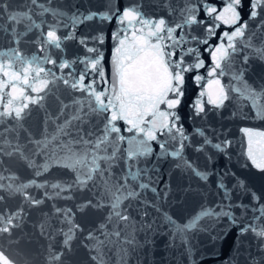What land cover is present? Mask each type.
<instances>
[{
    "label": "snow or ice",
    "instance_id": "6c2138e0",
    "mask_svg": "<svg viewBox=\"0 0 264 264\" xmlns=\"http://www.w3.org/2000/svg\"><path fill=\"white\" fill-rule=\"evenodd\" d=\"M154 7L164 14L143 0H0V264H35L33 246L43 264H82L80 249L91 264L112 252L118 264H206L226 246L224 264H264V187L245 174L264 173V130L240 129L236 168L227 129L209 120L231 106L264 121V77L248 79L264 65V0ZM189 77L200 90L186 127ZM34 109L39 136L25 126Z\"/></svg>",
    "mask_w": 264,
    "mask_h": 264
},
{
    "label": "water",
    "instance_id": "95a60500",
    "mask_svg": "<svg viewBox=\"0 0 264 264\" xmlns=\"http://www.w3.org/2000/svg\"><path fill=\"white\" fill-rule=\"evenodd\" d=\"M20 0H13V3H18ZM57 2H62V0H57ZM83 31V29H81ZM76 46L73 43H69V52L71 53L74 51ZM48 108L53 114L56 111V107L53 103V101L50 99L48 102ZM43 118L44 114L39 109H34L32 112L31 117L25 122V126L28 127L35 135L39 136L41 131L43 130ZM54 126L49 125V131H53ZM23 135V133H22ZM33 255H36L35 264H43V257L39 256L35 253L34 246H33Z\"/></svg>",
    "mask_w": 264,
    "mask_h": 264
}]
</instances>
